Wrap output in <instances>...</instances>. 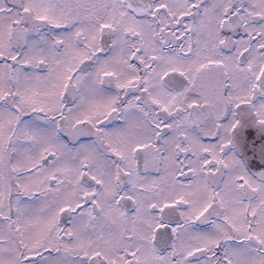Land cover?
Here are the masks:
<instances>
[{
    "label": "snow or ice",
    "instance_id": "1",
    "mask_svg": "<svg viewBox=\"0 0 264 264\" xmlns=\"http://www.w3.org/2000/svg\"><path fill=\"white\" fill-rule=\"evenodd\" d=\"M0 264H264V0H0Z\"/></svg>",
    "mask_w": 264,
    "mask_h": 264
}]
</instances>
